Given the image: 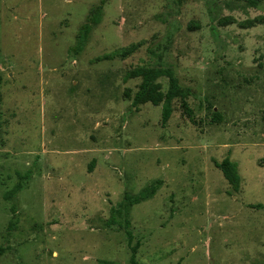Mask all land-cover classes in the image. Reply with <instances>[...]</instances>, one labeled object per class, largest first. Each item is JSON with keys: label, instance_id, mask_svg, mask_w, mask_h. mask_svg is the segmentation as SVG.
I'll use <instances>...</instances> for the list:
<instances>
[{"label": "rangeland", "instance_id": "1", "mask_svg": "<svg viewBox=\"0 0 264 264\" xmlns=\"http://www.w3.org/2000/svg\"><path fill=\"white\" fill-rule=\"evenodd\" d=\"M260 15L264 0H0V264H131L136 242L138 264H264V24L241 25ZM141 66L172 71L194 120L180 97L166 124L162 103L132 106ZM158 180L122 208L130 244L112 209Z\"/></svg>", "mask_w": 264, "mask_h": 264}, {"label": "trees", "instance_id": "2", "mask_svg": "<svg viewBox=\"0 0 264 264\" xmlns=\"http://www.w3.org/2000/svg\"><path fill=\"white\" fill-rule=\"evenodd\" d=\"M250 6L256 7L261 0H246ZM103 11V3L102 5L97 6L89 16L86 23L80 29V33L77 37L76 43L70 47L69 51L73 55H77L81 53L88 38L92 31L94 25L100 23ZM222 24H230L235 22L234 19L226 18L221 21ZM264 24V15H260L255 17L254 19H249L241 23L243 27H252L255 24ZM198 24H195L191 28H198ZM140 44L134 43L126 47H122L116 49L115 51L107 54L104 58H114V57H128L133 54L138 48ZM152 51V49H150ZM169 77V86L167 91H163L161 87V83L157 81V79L161 76ZM129 77H142L143 81L139 86V89L134 94L132 100V106L138 107L141 104L152 103L153 105H160L162 103V124H166L170 119L173 112V101L174 99L180 97L182 101V106L184 107V113L190 118L194 120L193 110L189 107L186 102V98L189 96V91L183 88L178 78L172 73L171 70L168 69H154L148 67H137L130 71ZM216 118L214 121H221V117L218 113H215ZM216 166L222 170V173L226 180L231 184L232 188L235 191L240 189L241 184V176L238 171V165L236 162L232 161L230 158H225L222 162H217ZM31 178V173L27 172L22 176V180L19 181L8 193L5 194V199L8 200H17V195L24 189L25 182H27ZM162 184L161 180H158L156 183L145 187L136 195L126 194L121 202V206L118 208L112 209L111 222L113 224H117L120 227L126 228V233L129 239V243L133 242V233L126 226H123L122 223V208L125 205H135L139 204L151 196H153L160 188ZM252 207H256L259 209H264L263 204L252 205ZM17 205L14 204L12 207L14 215L17 214ZM140 246V242H136L134 245H131V256L130 263L138 264L137 260V252ZM5 252L4 247H0V256H2ZM105 264H111L108 261H102Z\"/></svg>", "mask_w": 264, "mask_h": 264}]
</instances>
